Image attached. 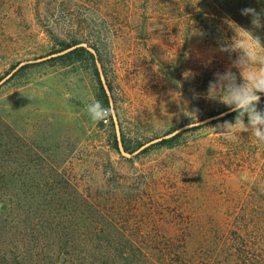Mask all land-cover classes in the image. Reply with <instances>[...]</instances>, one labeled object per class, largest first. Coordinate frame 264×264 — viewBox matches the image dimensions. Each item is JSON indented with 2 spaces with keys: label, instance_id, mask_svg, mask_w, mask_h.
Returning <instances> with one entry per match:
<instances>
[{
  "label": "rangeland",
  "instance_id": "rangeland-1",
  "mask_svg": "<svg viewBox=\"0 0 264 264\" xmlns=\"http://www.w3.org/2000/svg\"><path fill=\"white\" fill-rule=\"evenodd\" d=\"M234 1L0 0V264H264V233L238 231L264 209V145L211 129L235 116L207 98L226 20L264 11ZM72 38L100 75L54 54Z\"/></svg>",
  "mask_w": 264,
  "mask_h": 264
},
{
  "label": "clouds",
  "instance_id": "clouds-1",
  "mask_svg": "<svg viewBox=\"0 0 264 264\" xmlns=\"http://www.w3.org/2000/svg\"><path fill=\"white\" fill-rule=\"evenodd\" d=\"M241 15L251 17L252 27L226 20L231 27L235 25L234 35L230 40L219 41L218 50L228 54L231 63L223 72L214 74L207 88L208 99L218 100L236 116L234 121L224 120L211 129L230 142L236 141L240 132L250 134L257 144L264 145V110L258 107L264 95V42L254 31L264 29V11L247 7L241 9ZM233 53L237 54L235 59H231ZM196 95L198 98L199 94ZM85 110L94 123H107L112 115L111 106L106 108L95 99L86 104Z\"/></svg>",
  "mask_w": 264,
  "mask_h": 264
},
{
  "label": "trees",
  "instance_id": "trees-1",
  "mask_svg": "<svg viewBox=\"0 0 264 264\" xmlns=\"http://www.w3.org/2000/svg\"><path fill=\"white\" fill-rule=\"evenodd\" d=\"M217 2L219 3V6H225L224 8H226V10L230 12L231 7L234 6V4L236 3L234 2H230V0H217ZM227 4V5H226ZM229 4V6H228ZM231 6V7H230ZM51 35L53 36V38H60L59 35H55L53 33H51ZM73 41L72 42H66V41H61V49H59V51H57L54 54L58 55V59L62 60V64L68 63V62H76L79 61L80 59L82 60L84 56H88L89 61L93 62L95 71L98 75H100V71L98 69V64H100V50L93 44H91L89 41L83 42L81 39L78 38H72ZM84 43L87 44V48L84 47ZM261 102H264V98L261 99ZM260 102V103H261ZM107 104H109V102H107ZM230 109H226L224 112H229ZM236 116V113L231 112L228 113L226 115L225 118H230ZM224 120V119H222ZM177 137V136H175ZM175 138L170 139L169 141H167L168 145H166L167 147H174L177 145L176 142H174ZM140 147H135L133 149H131V152L134 153L136 152L138 149H140ZM125 150L127 152H130L129 149L127 147H125ZM2 190H0V194H1ZM258 214L260 213L261 215L257 218H253L251 220H248L247 222L245 221L246 224H243L239 227V234L242 238L247 239L248 236L250 235V231L252 233H256L257 235H262L264 233V209L261 207H258ZM247 241V240H246ZM248 243V241H247Z\"/></svg>",
  "mask_w": 264,
  "mask_h": 264
},
{
  "label": "built area",
  "instance_id": "built-area-1",
  "mask_svg": "<svg viewBox=\"0 0 264 264\" xmlns=\"http://www.w3.org/2000/svg\"><path fill=\"white\" fill-rule=\"evenodd\" d=\"M108 123V122H107Z\"/></svg>",
  "mask_w": 264,
  "mask_h": 264
}]
</instances>
